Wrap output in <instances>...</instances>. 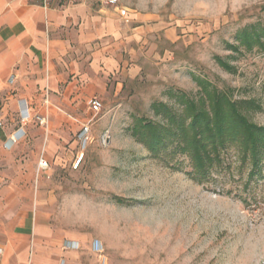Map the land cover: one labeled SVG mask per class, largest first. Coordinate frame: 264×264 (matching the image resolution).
Segmentation results:
<instances>
[{"label":"rangeland","instance_id":"1","mask_svg":"<svg viewBox=\"0 0 264 264\" xmlns=\"http://www.w3.org/2000/svg\"><path fill=\"white\" fill-rule=\"evenodd\" d=\"M117 6L124 18H142L132 19L134 42L105 94H84L66 121L30 122L59 148L54 161L64 165L52 169L56 183L85 195V202L65 207L75 211L69 218L101 234L106 264H264V156L249 181L250 170L231 147L226 167L199 182L188 156L168 160L132 135L138 119L165 122L158 103L179 108L177 94L198 98L197 78L253 103L245 112L264 127V49L238 39L264 24V0H118ZM93 99L102 102L101 112L90 110ZM3 125L13 132L22 121L16 115Z\"/></svg>","mask_w":264,"mask_h":264},{"label":"crops","instance_id":"2","mask_svg":"<svg viewBox=\"0 0 264 264\" xmlns=\"http://www.w3.org/2000/svg\"><path fill=\"white\" fill-rule=\"evenodd\" d=\"M108 1L0 0V264H102L93 251L101 234L71 220L75 211L65 208L85 202V195L56 183L52 169L64 165L54 161L59 148L30 122L66 121L84 94H105L134 42L132 19L142 18H124ZM21 100L28 102L30 124L25 139L7 149L14 131L3 124L19 115ZM66 240L80 249L65 250Z\"/></svg>","mask_w":264,"mask_h":264},{"label":"trees","instance_id":"3","mask_svg":"<svg viewBox=\"0 0 264 264\" xmlns=\"http://www.w3.org/2000/svg\"><path fill=\"white\" fill-rule=\"evenodd\" d=\"M238 39L248 49H264V24L246 28ZM196 81L201 88L198 98L177 94L179 108L158 103L154 107L165 122L138 119L132 135L154 154L164 151L168 160L172 154L188 156L193 165L191 174L199 182L224 169L228 149L235 147L242 168L250 170L249 181L253 180L264 156V127L252 122L245 112L253 103L234 100L228 90H220L208 80ZM174 144L175 150L168 152Z\"/></svg>","mask_w":264,"mask_h":264},{"label":"built area","instance_id":"4","mask_svg":"<svg viewBox=\"0 0 264 264\" xmlns=\"http://www.w3.org/2000/svg\"><path fill=\"white\" fill-rule=\"evenodd\" d=\"M108 4L110 5H114L116 7H118V0H109ZM122 15L125 16L126 12L125 10H123ZM15 77L12 76L10 78V83L14 82ZM103 107V104L100 100L98 99H93L91 101V109L94 113H99L101 112ZM19 116L20 119L22 121V125L19 129L15 130L7 139V141L5 142V147L7 149H11L14 145L20 143L22 140L25 139L26 137V130L25 127L26 125L29 123V121L31 120V113H30V109H29V105L28 102L26 100H21L19 102ZM1 125V124H0ZM89 131V128H85L84 132H83V136H85ZM40 167L42 168H47L48 167V163L44 160H41L40 162ZM81 247L80 243L78 241H70V240H66L63 244V248L65 250H79ZM93 251L96 252L97 254H99L102 257V262L103 264H105L106 259L104 258V245L102 243V241L100 240H95L93 242ZM3 253V250L0 248V254Z\"/></svg>","mask_w":264,"mask_h":264}]
</instances>
